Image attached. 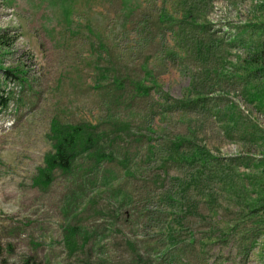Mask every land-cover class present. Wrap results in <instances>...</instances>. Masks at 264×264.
Returning <instances> with one entry per match:
<instances>
[{
  "label": "rangeland",
  "instance_id": "rangeland-1",
  "mask_svg": "<svg viewBox=\"0 0 264 264\" xmlns=\"http://www.w3.org/2000/svg\"><path fill=\"white\" fill-rule=\"evenodd\" d=\"M260 21L264 0H0V264H264ZM52 123L93 145L43 178Z\"/></svg>",
  "mask_w": 264,
  "mask_h": 264
},
{
  "label": "trees",
  "instance_id": "trees-1",
  "mask_svg": "<svg viewBox=\"0 0 264 264\" xmlns=\"http://www.w3.org/2000/svg\"><path fill=\"white\" fill-rule=\"evenodd\" d=\"M254 29L259 33V39L253 44L251 41L245 42L250 54V60L248 63H250V65H255L254 71L260 73L261 77L264 78V38H261L264 37V21L257 23ZM6 39V34L0 35V46H7ZM253 50H255V52H252ZM252 96L260 102L259 95ZM51 130L53 131L52 153L45 157L46 170L41 172V177L43 178H47L50 173L56 170H59L64 174L69 173L78 153L88 151L93 145V138L83 127H61L52 123ZM181 144V139L171 142V152L169 153L168 158L172 156V153H175L181 160H188L187 157L179 151ZM150 150H153V147H150ZM149 154H153L152 151H150ZM98 156L102 160L107 157V155L102 153H99ZM192 161L193 160H190V162ZM262 167L264 171V158ZM262 193L264 195V184Z\"/></svg>",
  "mask_w": 264,
  "mask_h": 264
}]
</instances>
